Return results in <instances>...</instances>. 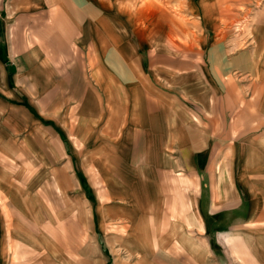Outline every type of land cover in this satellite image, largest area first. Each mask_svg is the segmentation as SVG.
Here are the masks:
<instances>
[{
	"label": "crops",
	"instance_id": "crops-1",
	"mask_svg": "<svg viewBox=\"0 0 264 264\" xmlns=\"http://www.w3.org/2000/svg\"><path fill=\"white\" fill-rule=\"evenodd\" d=\"M92 1L0 9V264H264L263 109L228 118L198 71L103 69Z\"/></svg>",
	"mask_w": 264,
	"mask_h": 264
},
{
	"label": "rangeland",
	"instance_id": "rangeland-1",
	"mask_svg": "<svg viewBox=\"0 0 264 264\" xmlns=\"http://www.w3.org/2000/svg\"><path fill=\"white\" fill-rule=\"evenodd\" d=\"M30 1L20 0L22 6L30 5ZM58 1L70 8L71 4L88 0H37V15H45ZM89 1L93 6V1ZM13 2L0 0L2 15ZM101 3V22L110 27L116 40L115 48L110 49L102 39L101 51H95L103 55V69L110 65L106 55L117 53L119 59H129L134 68L150 70L160 65L173 71H198V89L191 90L203 94L200 100L204 103L227 106L232 112L228 118L234 120L233 115L245 103L251 107L257 104L264 111V0H101ZM41 22L38 21V29L44 30L46 25ZM42 34L47 36L45 31ZM181 79L190 80L185 76ZM181 79L174 82L180 83ZM219 144L228 148L231 143ZM211 244L220 257L223 254L220 247ZM131 256L136 260L140 255ZM149 257L152 264H173V255L153 253ZM245 259V254L236 248L226 254V264H249Z\"/></svg>",
	"mask_w": 264,
	"mask_h": 264
}]
</instances>
